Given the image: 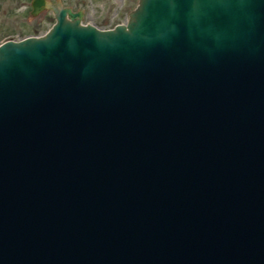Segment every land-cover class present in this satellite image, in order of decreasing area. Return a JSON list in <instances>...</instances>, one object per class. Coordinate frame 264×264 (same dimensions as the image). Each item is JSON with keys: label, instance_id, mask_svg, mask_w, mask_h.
Listing matches in <instances>:
<instances>
[{"label": "water", "instance_id": "water-1", "mask_svg": "<svg viewBox=\"0 0 264 264\" xmlns=\"http://www.w3.org/2000/svg\"><path fill=\"white\" fill-rule=\"evenodd\" d=\"M0 43V264H264V0H60Z\"/></svg>", "mask_w": 264, "mask_h": 264}, {"label": "rangeland", "instance_id": "rangeland-1", "mask_svg": "<svg viewBox=\"0 0 264 264\" xmlns=\"http://www.w3.org/2000/svg\"><path fill=\"white\" fill-rule=\"evenodd\" d=\"M32 0H0V43L27 36L43 35L55 22L51 10L38 15L31 14ZM55 2L56 0H50ZM73 11L82 10V23L98 28H113L125 24L129 13L137 6L138 0H60Z\"/></svg>", "mask_w": 264, "mask_h": 264}]
</instances>
